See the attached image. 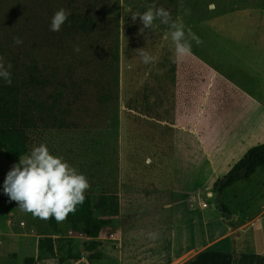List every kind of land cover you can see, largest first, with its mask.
Returning a JSON list of instances; mask_svg holds the SVG:
<instances>
[{"label": "rangeland", "instance_id": "obj_1", "mask_svg": "<svg viewBox=\"0 0 264 264\" xmlns=\"http://www.w3.org/2000/svg\"><path fill=\"white\" fill-rule=\"evenodd\" d=\"M91 1L108 31L77 78L0 79V122L17 126L16 117L27 116L19 125L30 151L45 144L83 174L95 215L98 197L119 191L117 221L101 235L104 259L83 252L74 264H226L230 253L253 252V225L221 237L264 205V169L223 189L234 222L218 210L216 187L264 143V0ZM152 4L199 38H189L182 61L164 38L167 25L157 19L141 33L142 21H133ZM138 49L154 62L144 64ZM19 162L0 149V264H68L46 251L38 257L40 237L73 238L66 219L34 217L4 192ZM78 238L82 250L90 238Z\"/></svg>", "mask_w": 264, "mask_h": 264}, {"label": "trees", "instance_id": "obj_2", "mask_svg": "<svg viewBox=\"0 0 264 264\" xmlns=\"http://www.w3.org/2000/svg\"><path fill=\"white\" fill-rule=\"evenodd\" d=\"M66 9L70 15L59 32L50 30L56 11ZM0 57L5 67L10 63L12 79H74L96 58L100 40L106 37L108 23L97 17L91 0H0ZM126 37L128 23L124 25ZM19 37L22 44L16 45ZM79 48V52L75 48ZM125 82L128 81L130 56L128 44L124 50ZM3 79V78H0ZM144 101L146 100L144 93ZM110 99V98H109ZM18 125H3L0 122V149L9 161L29 154L28 131L20 122L28 117H16ZM264 169V143L253 147L229 172V182L223 189L252 177L257 170ZM95 215L93 200L85 194L83 204L69 213L66 222L69 231L76 237L82 232L90 238L81 250L74 239L53 236L39 238L40 253L52 256L56 261L74 264L82 259L83 252L95 253L97 261L104 259L101 235L105 228L117 221L119 199L116 195H100ZM44 256V255H43ZM32 259H27L30 263ZM232 264H238L235 254Z\"/></svg>", "mask_w": 264, "mask_h": 264}, {"label": "clouds", "instance_id": "obj_3", "mask_svg": "<svg viewBox=\"0 0 264 264\" xmlns=\"http://www.w3.org/2000/svg\"><path fill=\"white\" fill-rule=\"evenodd\" d=\"M70 13L66 9H59L52 17L50 30L59 32L61 26L68 19ZM142 21L143 28L149 29L153 26L154 20H159L161 24L167 25L169 31L165 33V39L169 36L174 44V55L177 62L182 61L191 55V40L197 44L200 40L189 29L187 36L184 25L180 21H172L170 13L163 7H156L152 4L143 13H136L132 16ZM16 45L22 44V40L17 37L14 40ZM79 52V48H75ZM144 64L154 62L155 57L148 54L144 49L136 51ZM0 57V78L11 84L9 63L5 67ZM4 192L12 201L19 204L22 211L31 213L34 217L48 220L55 217L58 222L64 221L69 213L76 210L77 205L85 201V191L89 188V183L83 174H79L77 169L71 167L62 157L50 154L49 148L45 144L34 147L30 154L20 156L19 164L13 165L12 170L4 181Z\"/></svg>", "mask_w": 264, "mask_h": 264}, {"label": "crops", "instance_id": "obj_4", "mask_svg": "<svg viewBox=\"0 0 264 264\" xmlns=\"http://www.w3.org/2000/svg\"><path fill=\"white\" fill-rule=\"evenodd\" d=\"M89 118H91L93 123L100 120L97 116H89ZM89 118H86V123L92 124V122L90 121ZM85 194H87V193H85ZM118 194H119V191L115 194H101V195H116V196H118ZM89 195L91 196V199L94 200L93 194H89ZM99 197H98V200H99ZM118 199H119V196H118ZM236 218H237L236 216L232 215L231 222H234V220H236ZM252 225H253V236L251 237V239H252V245H253V247H252L253 252H249L248 250H240L239 253H238V251L230 253L229 254V261L226 264H232L235 254L238 256V264H264V205L262 206V208L260 210H256L253 213V219L251 221H249L245 224L233 226L232 230L227 232L221 238L223 239V238H227V237H231V236L235 237L236 235H241V234H243V232L248 227H251ZM55 228L56 229L58 228L57 224L55 225ZM72 231L70 230V232H72ZM112 234H114V233H111V235ZM71 236H73V238H71V239H74L76 243L80 240L78 237H84L87 240L89 239L87 236V233H85V232H83V234L79 235L78 237H76L74 235H71ZM241 241H242V236H240L238 238V243L236 244V249L241 248V243H242ZM194 254L196 255V252H194ZM187 262H188L187 264H189L192 261L189 262V260H188Z\"/></svg>", "mask_w": 264, "mask_h": 264}, {"label": "water", "instance_id": "obj_5", "mask_svg": "<svg viewBox=\"0 0 264 264\" xmlns=\"http://www.w3.org/2000/svg\"><path fill=\"white\" fill-rule=\"evenodd\" d=\"M230 180V177H223L219 180L218 185L216 187V204L218 206V210L220 213L225 216L227 220L232 219V215L227 211L224 202H223V187L226 185Z\"/></svg>", "mask_w": 264, "mask_h": 264}, {"label": "built area", "instance_id": "obj_6", "mask_svg": "<svg viewBox=\"0 0 264 264\" xmlns=\"http://www.w3.org/2000/svg\"><path fill=\"white\" fill-rule=\"evenodd\" d=\"M69 234H70V235H75V232H74V231H72V232L69 231ZM81 234H83V232H82ZM81 234H80V235H81Z\"/></svg>", "mask_w": 264, "mask_h": 264}, {"label": "bare ground", "instance_id": "obj_7", "mask_svg": "<svg viewBox=\"0 0 264 264\" xmlns=\"http://www.w3.org/2000/svg\"><path fill=\"white\" fill-rule=\"evenodd\" d=\"M172 264H177L176 262H173Z\"/></svg>", "mask_w": 264, "mask_h": 264}]
</instances>
